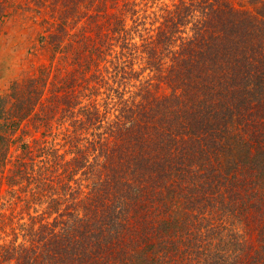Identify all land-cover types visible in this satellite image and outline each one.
<instances>
[{
  "label": "trees",
  "instance_id": "trees-1",
  "mask_svg": "<svg viewBox=\"0 0 264 264\" xmlns=\"http://www.w3.org/2000/svg\"><path fill=\"white\" fill-rule=\"evenodd\" d=\"M161 1L0 0V264H264V0Z\"/></svg>",
  "mask_w": 264,
  "mask_h": 264
},
{
  "label": "rangeland",
  "instance_id": "rangeland-1",
  "mask_svg": "<svg viewBox=\"0 0 264 264\" xmlns=\"http://www.w3.org/2000/svg\"><path fill=\"white\" fill-rule=\"evenodd\" d=\"M248 0H241L246 4ZM153 7L157 11L162 4L171 6L170 0H162ZM39 19H14L7 22L0 31V96L6 93L10 84L33 74L37 67L46 62L43 55L34 54L38 34L42 28Z\"/></svg>",
  "mask_w": 264,
  "mask_h": 264
}]
</instances>
